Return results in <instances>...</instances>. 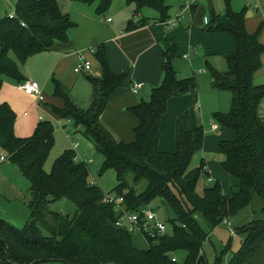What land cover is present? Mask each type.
Wrapping results in <instances>:
<instances>
[{
	"label": "trees",
	"instance_id": "16d2710c",
	"mask_svg": "<svg viewBox=\"0 0 264 264\" xmlns=\"http://www.w3.org/2000/svg\"><path fill=\"white\" fill-rule=\"evenodd\" d=\"M96 4L103 15L112 0H75ZM133 7L135 18L143 8L160 14L166 20L165 0H125ZM245 10L234 12L225 3L229 24L214 25L208 32H226L236 42L234 52L225 56L227 71L212 72L211 84L219 91L231 94L227 114L213 113L212 120L235 133L233 141H220V168L235 179L230 197L225 199L219 181L197 192L200 179H209L204 161L190 168L192 158L202 149V127L189 129L179 123L176 151H158L160 121L167 111L168 100L196 92L194 78L178 79L172 67L175 44L161 51L163 79L152 88L150 99L129 109L138 121L132 142L115 139L101 123L111 94L122 86L126 75H114L105 56L104 46L98 44L95 59L99 76H87L92 88V101L86 109L77 107L68 91L58 81H52L53 96L62 99L63 108H52L61 118H70L75 126L83 127L102 157L100 173L113 170L117 185L110 193L123 197L125 209L136 212L159 198L173 211L170 232L147 240L148 247L136 246L132 235L114 226L117 215L110 204L103 202L104 194L88 181L89 169L76 162L74 153L66 150L54 162L52 171H44V163L53 145V127L39 122L34 134L25 139L15 137V114L7 104L0 105V151L14 164L29 184L26 203L29 217L21 229L0 218V264H196L204 254L202 246L208 234L201 229L200 215L210 229L234 218L256 196L264 202V117L259 105L264 98V85H255L253 78L261 67L264 45L258 33L249 34L244 27ZM144 22L130 20L127 31L143 26ZM74 26L63 14L56 0H17L12 17L0 19V77L16 84L24 78L19 69L30 56L49 50L55 42L68 41ZM2 80L0 79V86ZM141 183H144L141 186ZM60 199L76 207L73 217L49 210ZM247 225L237 227L243 236L241 248L227 264H245L264 241V207ZM185 254L178 261L176 254ZM175 258V262L172 261ZM216 257L214 264H221Z\"/></svg>",
	"mask_w": 264,
	"mask_h": 264
},
{
	"label": "crops",
	"instance_id": "0c3cea01",
	"mask_svg": "<svg viewBox=\"0 0 264 264\" xmlns=\"http://www.w3.org/2000/svg\"><path fill=\"white\" fill-rule=\"evenodd\" d=\"M228 1L234 12H239L242 9L241 7L244 6L243 9H246L244 19L246 32L254 34L259 29L258 42L264 45V0ZM225 3L226 0H165V5L168 7L166 20L160 22L158 21L160 14L153 9H151L152 13L146 12V17H142L143 8L133 18V7L127 5L124 0L122 4H117L120 9L119 13L115 10L112 11V14L115 15L114 19L107 18L110 21H106L105 27L107 29L102 32L97 30L100 23L95 19L99 15L96 12L97 5H87V8L81 6L82 8H79V18L82 22L81 31L86 32L87 36L93 35L95 37L90 43L88 40L80 41L75 37L73 38L72 33L78 28L75 24L69 30L71 31V38L68 32L67 42H55L49 50L30 56L19 66L24 78L22 83L28 81L37 83L42 91V102H37L34 96L27 95L20 90L19 86L22 83L14 84L9 78L5 77L7 80L3 79L0 86V105L7 104L15 114L16 119L13 125L15 137L29 138L37 128L36 125L40 122L39 118H42V122L55 123L65 134H68L67 140L71 144L69 150L74 153L76 162H83L87 167L88 164H93L92 160L88 163L81 160L75 152L79 144L72 141V137L67 131L68 126L74 125L72 120L70 118L63 119L52 110V108L60 109L64 107L62 99L53 96L52 81H58L64 86L77 107L86 109L92 101L91 86H89L87 76H99V64L94 55L96 46L102 44L112 73L114 75H126V79L122 86L111 94L100 121L113 134L115 139L126 143L132 142L135 138L134 130L138 125V121L128 110L140 102L149 101L151 89L160 85L163 79L161 51L174 43L176 48L172 59V67L177 78H194L197 85L195 93L171 97L168 100L167 111L160 121L158 151L161 153L175 152L180 122L185 121L189 129H195L201 126L196 119L197 114L201 115L204 112L212 116L213 113H221L220 102L222 96L224 101L230 100L231 104V95L229 98V96L223 94V91L215 89L211 84L212 72L225 73L227 71L225 56L236 49V42L231 34L208 32V29L214 25L224 26L229 24L228 18L224 15ZM185 4H189V10L182 12L184 14L182 19L174 27L167 26L166 22L176 19ZM236 5L240 8L238 11L233 9ZM58 6L60 8L59 4ZM67 15L69 16V14ZM205 18L208 20V25L204 24ZM130 20H134V22L141 20L144 25L127 31ZM74 36H76V33ZM93 42L94 44H91ZM92 45L95 46L92 48L94 53L86 56L91 61L93 71L90 74L83 75L86 81V84H84L73 69L77 60V52L86 50ZM184 56H187V58H184ZM221 57L224 59V67L220 62ZM200 70H204V73H199ZM262 74H264V56L261 58V67L255 73L253 82ZM78 83H82L81 89L76 88ZM134 85H138L139 88L134 90ZM225 105L227 106V103ZM211 127L209 129L210 133L212 132ZM208 138L210 137L205 134L201 159L204 161V169L207 171V178H209L206 179L207 184L211 185L221 174L216 175L213 161H206L203 157L206 154L205 152L208 151L206 148ZM223 139L226 140L225 137L217 135V144ZM74 143H77L75 148H73ZM0 153L3 152L0 151ZM6 161L8 159L5 155V160H0V163ZM212 173H214V177ZM25 181L27 182L26 179ZM10 184L14 190H12L13 192L18 191L11 182ZM0 189L2 190L1 186ZM4 192V197L13 198L5 190ZM25 193V203H27V198H29L28 182ZM229 197L224 198L228 199ZM14 198L17 199V197ZM7 201L10 203L9 200ZM29 213L28 209V217ZM28 217L25 218V223ZM0 218L2 217L0 216ZM2 219L11 224L10 220ZM222 224L225 225L223 222Z\"/></svg>",
	"mask_w": 264,
	"mask_h": 264
},
{
	"label": "rangeland",
	"instance_id": "374dc122",
	"mask_svg": "<svg viewBox=\"0 0 264 264\" xmlns=\"http://www.w3.org/2000/svg\"><path fill=\"white\" fill-rule=\"evenodd\" d=\"M56 1L60 5L62 13L69 14V17H70L69 19L71 20V22L74 25L76 24V26H78V28L72 33L73 38L75 37L76 39H79L80 41L88 40V42L90 43V41H92V39H94L95 37L93 35L87 36L86 32L81 31L82 22H80L81 19L79 18V13H80L79 8H82L81 6H86L85 8H87V5L77 2L75 0L72 2L71 0H56ZM16 2L17 0H0V19L6 16L7 17L13 16V11H14ZM123 2L124 0H112L110 7L103 14V16L98 15L96 16V18L94 17L97 21L100 22L99 27H97L98 31L102 32L103 30L107 29V27H105V24L107 23L106 19L108 17H110L111 19H114L115 15L112 14V11L115 10V12L119 13L120 9L117 7V4L119 5V4H122ZM186 5L189 6V4H185L181 12L189 10L188 8H185ZM243 7L244 6L241 7L242 8L241 10H239L240 9L239 6L236 5L233 7V9L234 10L237 9L236 11L238 10L242 11ZM146 12L152 13L151 9L144 8L142 10V17H146L147 15ZM183 15L184 14L182 13L181 16L183 17ZM116 18H117V15H116ZM70 32L71 31H69V35L71 38ZM75 33H76V36H74ZM91 44H94V42ZM93 47L95 46L92 45L86 50H81V52H88ZM36 62H38V60H36ZM220 62L223 64V67H224L225 64H224V59L222 57L220 59ZM77 75H79L80 80H83L82 82L86 84L85 77L83 76L84 74H77ZM0 79L2 81L3 79L7 80L5 79V77H0ZM253 83L255 85H264V74L257 77ZM14 84L16 83L14 82ZM81 86H82V83H78L76 88L81 89L80 88ZM90 89L92 92L91 87ZM223 94H226L230 98L231 94L228 91H223ZM226 103H227V106L225 105ZM230 105H231L230 100H227L226 102L224 101V97L222 96V100L220 102V108H222L221 114H227L230 110ZM258 112L260 116L263 118L264 117V98L262 99L259 105ZM210 117H211L210 114H206L204 112H202L201 115L200 114L196 115V119L199 125H201L203 128L204 135L206 134L208 135V137H210L206 141V144H207L206 148L208 149V151L205 152L206 154H204L203 157L206 161H213V167L216 169V175L221 174V176H219L217 180L219 181L221 185L223 196L229 197L230 188L234 184L235 179L232 176L226 174L224 171H222L221 168H220L221 170L218 169L220 167L219 164L221 161V155H220L216 140H217V135H219L221 137H225L226 139L225 141H233L235 139V133L234 131L224 128L220 126L219 124L215 123L212 120V117L211 118ZM48 121H51V120H48ZM212 123L216 125L217 130L215 132L210 133L209 129H210V126H212ZM51 125L54 128L53 145L49 152V155L47 156L44 167H43L44 171L47 173L52 171V167H53L55 160L60 155H62L66 150L71 149L70 141L67 140L68 134H65L64 131L60 129L55 123L53 124L51 123ZM67 131L71 135L72 141H75L79 144L77 151H75L78 154V157L87 163L90 160L93 161V164L91 165L88 164L89 171H90L89 176H88V181L96 185L103 192L104 195L115 194V193H110V192L117 185L116 175L113 170H106L103 173L99 172L101 168V164H102V157L97 153L92 142L89 139H87L85 135L83 134V127L75 126V125L68 126ZM230 137L231 139H229ZM201 158L202 156H201V151H200V153L196 154L192 158L190 168L197 167L200 163ZM213 175L214 173H212V176ZM10 182L20 192L18 191L13 192L14 190L11 188L12 186ZM143 184L144 183H141V186ZM0 186L3 190L2 191L0 189V216L2 218L10 220L11 225L14 226L15 228L21 229L25 224V218L28 217V209L25 203V199H26L25 192L27 191V182L22 177L17 167L14 164H12L10 161L0 163ZM207 186H209V184H207L206 179L205 180L200 179L197 183V188H196L198 194H201L203 188ZM4 190L6 191L8 195L13 196V198L8 197V196L4 197V193H5ZM14 197H17V199L15 200ZM7 200H9L10 203H8ZM263 207H264V202L255 196L252 202L247 207L242 209L234 218H231L230 221L229 219L225 220L226 222H228L229 227L221 223L220 225L216 226L213 229H210L207 226L205 220L200 215H196L195 219L197 220L199 226L201 227L203 231H205L208 234V240H206L202 246V251L205 257V263L213 264L216 257L221 256L222 257L221 264H227L233 258L234 254L239 251V249L241 248V243L243 241V236L237 233L236 228L241 227L243 225H247L252 219L256 218V216H258L259 218L260 216L259 214ZM49 210L61 213L63 215H67L71 218L74 216L76 212V207L72 202L67 201L65 199H60L55 202H52L49 205ZM145 210L154 212L157 222L166 224L167 230H168L167 232L168 233L170 232V229H169L170 221L174 220L175 215L167 204H165L161 199L157 198L153 200L148 206H146ZM232 231H233V234H231ZM132 239L134 240L138 248L146 249L148 247V242L146 239L139 237V236H132ZM184 256L185 254L183 252H179L178 254H176V258L180 262L183 261ZM40 264H65V263L45 262V263H40ZM245 264H264V241L260 245L256 253H254L249 258L247 263Z\"/></svg>",
	"mask_w": 264,
	"mask_h": 264
},
{
	"label": "built area",
	"instance_id": "2783aa9c",
	"mask_svg": "<svg viewBox=\"0 0 264 264\" xmlns=\"http://www.w3.org/2000/svg\"><path fill=\"white\" fill-rule=\"evenodd\" d=\"M185 8H189V6L186 5ZM181 14L182 12L176 19L166 22L167 26L174 27L181 20ZM106 21L109 22L110 19ZM204 24L208 25L207 18L204 19ZM93 52V49H90L88 52H77V60L73 69L75 74H90L93 71L91 61H89L86 56L87 54H93ZM184 58H187V56H184ZM199 73H204V70H200ZM19 88L25 94L34 96L37 102L43 101L42 91L37 83L30 81L24 82ZM137 88H139V86L134 85V90ZM39 121L42 122V118H39ZM216 129V125L212 124L211 131L215 132ZM76 146L77 143H74L73 148ZM0 160H5V156L2 153H0ZM103 202L112 205L114 208L117 215L114 226L117 229L124 230L132 236H139L148 240L150 238L162 236L167 231V225L157 222L154 212L145 209L136 212L127 210L123 206V197L117 194L104 195ZM223 223L229 227L228 222L223 221ZM231 234H233V232H231ZM172 261L175 262V258H172Z\"/></svg>",
	"mask_w": 264,
	"mask_h": 264
},
{
	"label": "water",
	"instance_id": "95a60500",
	"mask_svg": "<svg viewBox=\"0 0 264 264\" xmlns=\"http://www.w3.org/2000/svg\"><path fill=\"white\" fill-rule=\"evenodd\" d=\"M196 264H206V263H205L204 258H203L202 256H200V257L198 258Z\"/></svg>",
	"mask_w": 264,
	"mask_h": 264
}]
</instances>
